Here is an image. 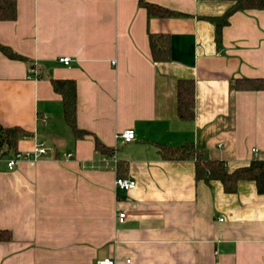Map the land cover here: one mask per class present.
I'll return each mask as SVG.
<instances>
[{
  "label": "crops",
  "instance_id": "crops-1",
  "mask_svg": "<svg viewBox=\"0 0 264 264\" xmlns=\"http://www.w3.org/2000/svg\"><path fill=\"white\" fill-rule=\"evenodd\" d=\"M141 2L181 15H149ZM15 5V18L0 20V43L26 60L0 52V124L29 134L17 151L43 142L48 153L12 169L13 152L0 156V230L11 236L0 241V264H264V193L255 183L226 192L219 180H197L192 159L159 151L190 141L227 171L264 155V90L235 87L264 77V9L232 13L217 41L204 17L221 15L228 0ZM150 32L170 35L169 60H152ZM50 78L75 82L76 125L90 134L74 136ZM181 79L194 82L192 120L177 116ZM124 129L135 139L122 143ZM117 176L136 186L119 192Z\"/></svg>",
  "mask_w": 264,
  "mask_h": 264
},
{
  "label": "trees",
  "instance_id": "trees-1",
  "mask_svg": "<svg viewBox=\"0 0 264 264\" xmlns=\"http://www.w3.org/2000/svg\"><path fill=\"white\" fill-rule=\"evenodd\" d=\"M229 7L219 16H206L215 26L217 41L221 38L222 27L228 23L229 16L238 10L264 9V0H228ZM149 15L159 17L178 16L159 5L141 2ZM16 16L15 0H0V20H13ZM149 47L154 62L167 61L170 58V35L168 33H149ZM0 52L11 59L26 60V58L9 46L0 43ZM53 90L61 95L62 116L71 127L75 137H83L90 132L80 129L76 125V85L71 79L50 78ZM235 87L239 90H264V77L239 78L235 80ZM176 111L178 118L192 120L194 117V82L191 79L178 80L176 85ZM20 127H3L0 124V156L12 151L15 153L16 143L22 136H28ZM97 149L109 151L108 147L96 140ZM160 154L165 159L184 160L192 159L195 162V178L209 182L219 180L226 192H234L239 180H251L255 183L256 191L264 193V155L252 158L246 165L239 166L232 171L223 167V162L210 159L206 153L197 149L192 142L172 147L161 145ZM11 238L8 230H0V241Z\"/></svg>",
  "mask_w": 264,
  "mask_h": 264
},
{
  "label": "built area",
  "instance_id": "built-area-1",
  "mask_svg": "<svg viewBox=\"0 0 264 264\" xmlns=\"http://www.w3.org/2000/svg\"><path fill=\"white\" fill-rule=\"evenodd\" d=\"M58 60L65 65H68L71 62V58L69 56L59 57ZM29 73H34V68L32 66L29 67ZM118 137L121 139L122 143H128L135 139V132L133 129H124L118 134ZM252 151L256 153L257 149L253 148ZM47 153H48V148L45 146V144L43 142H38L31 150L16 151L15 153H13V155L7 159L6 166L8 169H12L21 160L24 159L38 160L41 157L47 155ZM71 155H72L71 153L66 154V156L68 157ZM114 185L119 192H125L130 189H133L136 186V182L134 179L129 177L117 176L114 180ZM117 217L119 221H123V219L125 218V213L119 212ZM219 220L222 221V218H220ZM94 264H116V262L111 257H104L96 260Z\"/></svg>",
  "mask_w": 264,
  "mask_h": 264
}]
</instances>
